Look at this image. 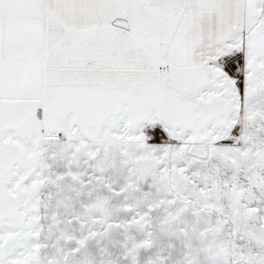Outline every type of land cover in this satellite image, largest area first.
I'll use <instances>...</instances> for the list:
<instances>
[{
	"label": "snow or ice",
	"instance_id": "obj_1",
	"mask_svg": "<svg viewBox=\"0 0 264 264\" xmlns=\"http://www.w3.org/2000/svg\"><path fill=\"white\" fill-rule=\"evenodd\" d=\"M0 264H264V0H0Z\"/></svg>",
	"mask_w": 264,
	"mask_h": 264
}]
</instances>
